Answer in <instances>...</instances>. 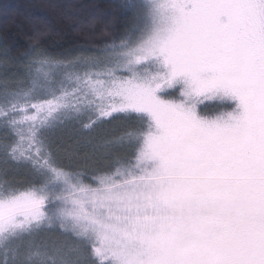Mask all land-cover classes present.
Here are the masks:
<instances>
[{"label": "rangeland", "instance_id": "374dc122", "mask_svg": "<svg viewBox=\"0 0 264 264\" xmlns=\"http://www.w3.org/2000/svg\"><path fill=\"white\" fill-rule=\"evenodd\" d=\"M130 1L136 24L132 35L117 45L56 59L38 55L9 64L0 61V113H5L0 115V191L6 192L10 182L23 185L32 178L28 165L8 155V121L19 115L9 111L13 104L55 100L61 105L40 128L68 168L84 167L76 170L95 174L114 163L112 172L97 176L119 169L108 186L93 182L95 192L73 196L50 187L44 209L48 219L0 235V264H13L17 244L22 245V264H99L101 259L103 264H264V180L238 172L207 189L191 182L179 165L158 172L137 169L131 162L135 149L129 144L128 156L124 142L134 144L135 136L120 135L122 126L111 116L96 118L103 100L96 98L86 77L109 81L113 77L108 73H118L126 64L142 75L166 73L168 49L175 44L187 53L197 42V29L184 24L192 9L174 7V0ZM196 3L206 4L200 11L209 14L215 0ZM142 48L150 50L149 62L128 64ZM45 59L58 63H40ZM162 94L176 93L166 89ZM218 109L211 101L199 107L206 115ZM120 114L136 115L112 116ZM57 194L60 198L52 199ZM16 195L26 201L30 193ZM16 219L23 222L24 215Z\"/></svg>", "mask_w": 264, "mask_h": 264}, {"label": "snow or ice", "instance_id": "6c2138e0", "mask_svg": "<svg viewBox=\"0 0 264 264\" xmlns=\"http://www.w3.org/2000/svg\"><path fill=\"white\" fill-rule=\"evenodd\" d=\"M173 6L192 9V16L184 24L197 29L195 45L182 53L173 44L165 59L170 69L166 73L156 70L142 75L130 71L126 64L118 73L109 72L113 77L109 81L86 77L85 83L96 98L103 100L96 118L118 113L137 115L140 124L135 143L130 144L135 149L131 152L132 166L137 169L158 172L179 165L191 182L207 189L238 172H251L264 180V0H215L209 14H202L200 10L207 5L196 0H174ZM34 40L38 41L39 35ZM141 53L128 64L149 62L150 50L142 48ZM50 62L58 63L40 61ZM166 89L176 94L163 95ZM207 101L219 105L215 115L199 111ZM60 106L48 100L9 108L19 115L8 121V155L28 165L32 178L23 185L10 182L6 192L0 191V235L48 219L44 209L50 187L73 196L87 194L97 191L93 182L108 186L107 182L119 173V169L103 176L75 171L53 152L40 126ZM94 123L90 121L85 128ZM18 193L30 195L20 201ZM59 198V194L52 197ZM17 215H24V221H18ZM21 247L16 245L13 264H22ZM93 251L100 256V247ZM99 264H103L102 259Z\"/></svg>", "mask_w": 264, "mask_h": 264}, {"label": "trees", "instance_id": "16d2710c", "mask_svg": "<svg viewBox=\"0 0 264 264\" xmlns=\"http://www.w3.org/2000/svg\"><path fill=\"white\" fill-rule=\"evenodd\" d=\"M130 6V0H0V61L9 64L38 55L56 59L79 50L117 45L133 33L135 11ZM37 35L39 40L35 41ZM109 119L119 122L120 135L127 139L129 133L135 136L140 124L136 115L120 114ZM115 139L113 135L110 142ZM124 142L130 156L131 143ZM70 169L81 171L76 169L84 167ZM114 169L111 163L109 169L95 175Z\"/></svg>", "mask_w": 264, "mask_h": 264}]
</instances>
